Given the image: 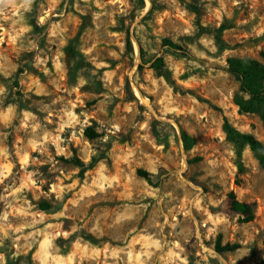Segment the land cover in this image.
<instances>
[{"label": "rangeland", "instance_id": "obj_1", "mask_svg": "<svg viewBox=\"0 0 264 264\" xmlns=\"http://www.w3.org/2000/svg\"><path fill=\"white\" fill-rule=\"evenodd\" d=\"M232 57L264 64V0L3 6L0 264H264V169L223 121L262 144L264 126L239 113ZM230 191L252 222L222 213Z\"/></svg>", "mask_w": 264, "mask_h": 264}, {"label": "trees", "instance_id": "obj_2", "mask_svg": "<svg viewBox=\"0 0 264 264\" xmlns=\"http://www.w3.org/2000/svg\"><path fill=\"white\" fill-rule=\"evenodd\" d=\"M163 43L165 46H170L175 49L178 48L177 45L169 40H164ZM165 66L162 57L154 58L149 65L154 71L162 73L166 78H169V73L165 71ZM141 67L142 64L139 65V68ZM226 71L240 83V93L242 96L238 97L235 101L239 113L257 114L264 126V64L252 58L232 57L227 59ZM223 131L226 137L233 143H244L248 145L258 159L261 167L264 169V144L258 141L253 135L236 130L227 119H224L223 121ZM85 134L89 139L95 137L91 128H87ZM182 139L186 150H191L195 140L189 139L185 133H183ZM99 159L100 157L93 159V163L98 162ZM65 162L80 168L82 172L87 169L76 154L70 159H65ZM137 174L151 185H158L160 182L158 176L146 170L138 169ZM255 206V203H248L239 200L235 192L230 191L225 197L222 213L228 216L238 217L239 221L242 223H249L256 217ZM50 207L51 206L47 201L40 203V209L42 211H46L50 209ZM236 249L237 246L226 245L225 247H221L219 243L216 246L217 252L221 254L232 252Z\"/></svg>", "mask_w": 264, "mask_h": 264}, {"label": "clouds", "instance_id": "obj_3", "mask_svg": "<svg viewBox=\"0 0 264 264\" xmlns=\"http://www.w3.org/2000/svg\"><path fill=\"white\" fill-rule=\"evenodd\" d=\"M15 0H0V12L3 10V6L13 4ZM25 4H30L31 0H24Z\"/></svg>", "mask_w": 264, "mask_h": 264}, {"label": "bare ground", "instance_id": "obj_4", "mask_svg": "<svg viewBox=\"0 0 264 264\" xmlns=\"http://www.w3.org/2000/svg\"><path fill=\"white\" fill-rule=\"evenodd\" d=\"M145 104L147 105V104H148V102L146 101V102H145Z\"/></svg>", "mask_w": 264, "mask_h": 264}, {"label": "water", "instance_id": "obj_5", "mask_svg": "<svg viewBox=\"0 0 264 264\" xmlns=\"http://www.w3.org/2000/svg\"><path fill=\"white\" fill-rule=\"evenodd\" d=\"M148 102V101H147Z\"/></svg>", "mask_w": 264, "mask_h": 264}]
</instances>
